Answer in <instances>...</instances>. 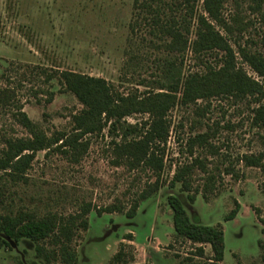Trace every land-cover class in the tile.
I'll return each instance as SVG.
<instances>
[{
    "label": "rangeland",
    "instance_id": "1",
    "mask_svg": "<svg viewBox=\"0 0 264 264\" xmlns=\"http://www.w3.org/2000/svg\"><path fill=\"white\" fill-rule=\"evenodd\" d=\"M209 2L218 7V19L207 11V0H0V90L13 92L11 101L0 103V150L8 139L29 136L18 122L19 107L49 136L71 131L72 116L83 106L57 79L47 81L54 72L101 77L125 94L177 86L181 98L211 109L201 116L194 113L196 106L170 112L163 179L169 182L177 166L188 162L187 139L205 131L204 124L230 122L233 129H222L212 140L220 156L195 150L219 175L214 192L203 197L207 176L195 170L193 188L201 193L185 208L192 221L223 228L222 264H264V170L237 161L264 152V129L250 126L254 114H264V0ZM216 33L233 55L221 48ZM173 34L181 35L180 43ZM194 120L201 123L193 130ZM87 139L89 150L79 161L58 151L39 152L25 179L0 173V214L68 216L91 204L89 229L73 244L77 264H122L114 259L121 250L127 264H203L212 257L210 245L176 235L168 183L127 218L156 176L118 165L107 129ZM230 165L237 176L219 174ZM236 202L239 214L226 221ZM110 205H121L124 212L98 215ZM0 264L45 262L36 257V244L23 239L0 249Z\"/></svg>",
    "mask_w": 264,
    "mask_h": 264
},
{
    "label": "trees",
    "instance_id": "2",
    "mask_svg": "<svg viewBox=\"0 0 264 264\" xmlns=\"http://www.w3.org/2000/svg\"><path fill=\"white\" fill-rule=\"evenodd\" d=\"M206 9L212 17L218 19V7L209 0ZM216 35L221 48L233 55L231 45L219 33ZM173 36L175 42L180 43L181 35L173 34ZM185 44L188 45L187 40L184 41ZM53 79H57L61 87L72 93L83 106L79 113L72 116L71 131H58L49 136L42 127L29 118L23 108L19 107L18 122L28 131L29 136L5 141L4 148L0 150V173L8 174L18 181L25 179L39 152L58 151L79 161L78 159L89 150L90 142L87 137L100 136L107 129L113 141V154L119 160L118 165L123 164L130 171L151 170L156 176L155 183L141 193L126 213V217L134 218L140 202L157 194L161 187L168 183L170 193L167 201L172 211L176 235L193 244L210 245L212 257L203 264H222L225 253L223 228L192 221L185 203L193 204L201 193L199 188H193L192 177L197 169L207 176V182L202 190L203 197L207 198L208 193L214 192L219 175L208 167L207 156L195 157V150L200 148L209 151L211 157H217L220 148L212 144V140L222 129H233L230 122L223 126L220 122H214L212 125L204 124L202 128H205V131H198L190 136L185 144L190 158L188 162L177 166L174 176L167 182L163 179V174L166 168V146L172 131L170 112L179 107L196 106L194 113L201 116L210 111V104L201 107L197 106L196 99L188 96L181 98L177 86L173 85H169V90L165 89L167 86H162L157 92L147 90L125 94L104 78L75 71L54 72L48 76L47 81ZM50 95L53 97V94ZM12 97L11 90H0V103L11 101ZM51 101L52 98L49 102ZM135 115L148 116V119L129 124L126 119ZM200 123L194 120L192 129L194 130ZM250 126L264 129V114H254L250 118ZM177 142H180V138ZM237 161L244 163L247 168L264 170V152L258 155H244ZM218 168L217 166L216 169ZM222 173L237 176L234 166L231 165L223 171L219 169V174ZM176 189H179V194L172 192ZM235 205V209L226 217V221L234 220L239 214L240 204L236 202ZM91 212L92 206L88 204L80 213L68 216L52 213L40 216L34 211L26 210L0 214V234L3 236L0 237V249L10 248V242L18 244L21 240L27 239L36 244V257L45 264H77L78 254L73 244L80 232L89 229ZM116 212L123 213V206L110 205L97 211L98 215ZM131 238V235L127 236V239ZM197 254L203 257L204 250L199 248ZM123 255L124 252L121 250L114 258L115 263L127 264Z\"/></svg>",
    "mask_w": 264,
    "mask_h": 264
},
{
    "label": "water",
    "instance_id": "3",
    "mask_svg": "<svg viewBox=\"0 0 264 264\" xmlns=\"http://www.w3.org/2000/svg\"><path fill=\"white\" fill-rule=\"evenodd\" d=\"M10 242V241H9ZM10 244L12 245V246H16L17 244L16 243H14V242H10Z\"/></svg>",
    "mask_w": 264,
    "mask_h": 264
},
{
    "label": "flooded vegetation",
    "instance_id": "4",
    "mask_svg": "<svg viewBox=\"0 0 264 264\" xmlns=\"http://www.w3.org/2000/svg\"><path fill=\"white\" fill-rule=\"evenodd\" d=\"M17 245H18V244H17ZM11 247H12V245H11ZM11 247H10V248H11Z\"/></svg>",
    "mask_w": 264,
    "mask_h": 264
}]
</instances>
